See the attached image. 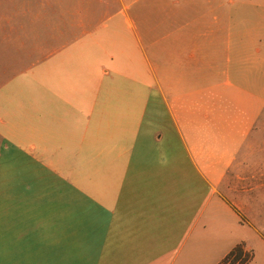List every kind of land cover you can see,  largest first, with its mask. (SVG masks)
Listing matches in <instances>:
<instances>
[{"label":"crops","instance_id":"1","mask_svg":"<svg viewBox=\"0 0 264 264\" xmlns=\"http://www.w3.org/2000/svg\"><path fill=\"white\" fill-rule=\"evenodd\" d=\"M0 21V264H183L208 216L252 228L264 0H2Z\"/></svg>","mask_w":264,"mask_h":264},{"label":"rangeland","instance_id":"2","mask_svg":"<svg viewBox=\"0 0 264 264\" xmlns=\"http://www.w3.org/2000/svg\"><path fill=\"white\" fill-rule=\"evenodd\" d=\"M1 15L2 0H0V17ZM2 27L0 21V36L3 31ZM5 46L6 44L2 43L0 38V49ZM2 56L0 52V62H2ZM236 213L241 222L247 219L239 210ZM251 215L255 218V221H252V228L245 223L233 225V222L228 220L227 215L224 213L218 215V219L216 217L213 220L208 216L205 227L201 229V243L196 246L191 259L183 264H216L225 252L228 250L233 251L238 247L242 250L243 258L246 253L250 255V259L246 264H264V208L261 209L259 215L254 213ZM242 260L234 262L231 258L227 263L239 264Z\"/></svg>","mask_w":264,"mask_h":264},{"label":"trees","instance_id":"3","mask_svg":"<svg viewBox=\"0 0 264 264\" xmlns=\"http://www.w3.org/2000/svg\"><path fill=\"white\" fill-rule=\"evenodd\" d=\"M242 254L243 253H242V250H241L240 247L235 248L219 264H226L228 262V260L231 259V258H232V261H234V262L243 259L241 261V263H239V264H246L249 261V259H250L249 258L250 255H248L246 253V256L243 258ZM227 264H231V263H227Z\"/></svg>","mask_w":264,"mask_h":264}]
</instances>
